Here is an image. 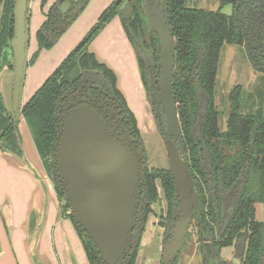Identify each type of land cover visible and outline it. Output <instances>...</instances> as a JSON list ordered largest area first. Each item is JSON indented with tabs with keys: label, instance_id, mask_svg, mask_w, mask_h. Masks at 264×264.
Here are the masks:
<instances>
[{
	"label": "trees",
	"instance_id": "1",
	"mask_svg": "<svg viewBox=\"0 0 264 264\" xmlns=\"http://www.w3.org/2000/svg\"><path fill=\"white\" fill-rule=\"evenodd\" d=\"M64 1L67 0H57L45 13L36 33L37 51L28 65L34 62L40 50L55 44L90 0H69L76 2L75 6L62 15L58 5ZM145 1L129 0L121 11H118L120 3L108 5L21 109L43 167L54 182L55 193L61 203L60 212L72 221L89 264L105 263L92 239L73 220L64 189L56 177L52 152L59 115L72 93L81 88V83L90 82L91 96L114 102L125 119L126 129L136 138H141L137 119L117 88L115 73L101 63L88 46L118 15L135 46L141 80L148 95V83L158 75L159 48L158 39L148 24ZM190 1L161 0V7L174 38L172 91L182 132L178 149L181 157L189 162L193 192L197 198L194 213L200 221L199 233L203 241L199 248H205L201 263L212 264L210 252L234 246L242 247L240 264H264V221L257 220L255 216V205L264 204V77L259 78V84L256 83L251 91L244 92L241 84L230 89L226 95L229 110L224 128H221V112L214 101L220 52L225 44L239 47L243 42L233 14L223 12L222 8L235 5L237 0H212L218 3L216 10L191 6ZM4 2L0 26V71L4 66L12 67L9 55H12L14 0ZM44 3L42 0V5ZM0 134L5 149L22 155L19 134L14 120L6 111L1 92ZM157 180L165 202L166 219L172 220L178 215L169 169L144 167L140 176V210L143 214L132 231L129 251L120 264L136 262L146 216L151 211L150 203L158 198ZM231 200L235 201L233 211L219 233L226 206ZM176 260L171 264H176ZM220 264L230 262L222 259Z\"/></svg>",
	"mask_w": 264,
	"mask_h": 264
},
{
	"label": "water",
	"instance_id": "2",
	"mask_svg": "<svg viewBox=\"0 0 264 264\" xmlns=\"http://www.w3.org/2000/svg\"><path fill=\"white\" fill-rule=\"evenodd\" d=\"M29 1H14L13 35L10 42L12 69L3 68L0 71V92L14 125L21 115V94L28 64ZM128 2L115 0L116 4L120 3L118 11L123 10ZM4 3V0L0 3V26ZM75 3L65 1L58 6V10L64 15ZM146 11L149 27L158 39L159 48L157 85L151 94V102L155 104L156 116H160L163 111L167 131L171 134V137L164 134V145L179 205L171 236L160 251L162 264H170L182 249L192 220L199 223V219L194 214L197 199L193 194L189 162L181 158L173 142V139L181 142L177 102L172 91L175 54L173 34L162 10L161 0H147ZM129 142L131 139L124 133L120 139L114 137L103 117L86 103L70 110L65 108L54 141L52 156L56 177L64 189V198L69 204L72 218L92 239L105 264H120L123 261L135 228L141 170L138 152L128 145ZM18 143L21 144L20 140ZM0 150L26 162L24 154L18 155L5 149L1 134ZM41 184L46 191L44 182ZM233 207H227L220 232L227 225ZM156 235L157 228L153 231L151 241L142 244L137 259L139 264L158 257L159 252L155 249ZM212 258L213 264H219V254H212Z\"/></svg>",
	"mask_w": 264,
	"mask_h": 264
},
{
	"label": "crops",
	"instance_id": "3",
	"mask_svg": "<svg viewBox=\"0 0 264 264\" xmlns=\"http://www.w3.org/2000/svg\"><path fill=\"white\" fill-rule=\"evenodd\" d=\"M57 0H30L28 8V60L37 51L36 33L45 13ZM113 0H90L49 49L38 52L26 68L21 107L95 24ZM227 12V11H226ZM89 51L116 75L117 88L124 95L138 125L150 119L149 100L140 76L137 52L118 15L114 16L89 44ZM17 131L26 162L0 152V264H89L72 221L60 212L54 185L44 171L31 130L20 115ZM42 182L46 186L44 191ZM255 216L264 221V205L256 204ZM222 257L231 258L233 247ZM136 264H139L138 262ZM144 264H158V258Z\"/></svg>",
	"mask_w": 264,
	"mask_h": 264
},
{
	"label": "flooded vegetation",
	"instance_id": "4",
	"mask_svg": "<svg viewBox=\"0 0 264 264\" xmlns=\"http://www.w3.org/2000/svg\"><path fill=\"white\" fill-rule=\"evenodd\" d=\"M67 1H69V0H67ZM146 1H145V8H146ZM225 6H227V12H225V13L233 14L235 24L242 32L243 42H242L241 46H239L240 49H242L243 53L245 54L247 59L251 62L252 66H254V68L260 72L261 76L264 77V0H237L235 5L232 6L229 4V5H225ZM146 13H147V11H146ZM147 18H148V14H147ZM27 21H28V17H27ZM137 45H138V43H137ZM11 50H12V48H11ZM12 63H13V61H12ZM27 66H28V64H27ZM3 68L12 69V67L10 68L8 66H4ZM157 78H158V75L155 77H152L151 81L149 80L150 82L148 83V86H149V94H148L149 99L148 100H150L149 105H150L151 112H152V115L154 118V123L156 125V129H157L158 133L160 134V136L163 138V142H164V140H165L164 134L166 133L169 137H171V134H170V132L167 131L168 128H167V125H166L165 120H164L163 111L160 112V116H156L155 110H154L155 104H152V102H151V100H152L151 94L155 90L154 86L157 85ZM89 83H87L86 81H83L81 83V88H79L77 91L72 93L71 98L68 100L67 104H65L63 106L62 112L59 115V119L62 118V116L65 112V108H68L70 110L72 107H74L76 105H79L82 103L88 104L92 109H94L107 122L109 129L111 131H113L114 137L120 139L123 137V133H124L125 135H127L131 139V142H129L128 145L130 147L133 146L136 149V151L138 152V156H139L138 161H139L140 170L142 171V169L144 167H149L148 161L146 160L147 155H146L144 141H143V143L141 142V140H143L142 137L136 138L126 129L125 119H124L123 115L121 114V112L119 111L118 106L116 104H114V102L109 101L106 98H99V97L91 96V94L89 93L91 85ZM145 90H146V88H145ZM82 99H86V100L83 101ZM21 109H22V107H21ZM6 111L10 114V112L7 109H6ZM21 115H22V113H21ZM15 123H16L15 127L17 130V121ZM121 131L123 133H121ZM181 141H182V132H181ZM173 142L178 149V146L180 145L181 142H178L177 140H174V139H173ZM164 147H165V145H164ZM178 151H179V149H178ZM156 187H157V192H158V198L156 199L155 202L150 203V210L151 211L146 216L147 217L146 223L144 225V231H143L142 236H141V242H140L138 255H139V252L141 250L142 244H144V242L147 243V242L151 241L152 236H153V231L155 228H157V235H156V246L157 247L155 249H156L157 253L159 252V255L157 257L158 258V264H162L160 251H161L163 244L166 243L167 240L170 238L172 230H173V224H174L178 215L175 216V218H173L172 220L166 219V215H165L166 209H165V203L163 202L164 200L162 198L161 187L157 183H156ZM139 190H140V195H139V203L137 205V211H136L135 227L137 226L138 219H141L142 214H143V212L140 210L141 193H142L141 185H140ZM193 194H194V192H193ZM176 200H177V196H176ZM156 203H157V205H156ZM196 204H197V202H196ZM234 204H235L234 200L229 201L227 206H226V209L229 205L234 206ZM178 214H179V205H178ZM225 214H226V210H225ZM195 216L198 218V216L196 214H195ZM260 221H263V220H260ZM199 224H200V221L198 223L196 220H194V219L192 220L190 227H189V230L187 232L186 238H185L184 245L182 247V248L185 247L187 237L190 235V233H189L190 229L195 228L196 229V241H195L196 246L194 247L193 251H194V253H196L199 256L198 261L195 264H202L201 259H202V256L205 254L204 253L205 248H199V245L203 243V241L201 240V234L199 233ZM222 226H223V224H222ZM222 226H221V228H222ZM221 228L218 231L219 233H220ZM216 238H218V235H216ZM227 247H233V256L231 258L222 257L220 252L223 248H225V247H223L217 252L213 251V252L209 253V260L211 261L212 264H213L212 254H216V253L219 254V258H220L219 264L221 263L222 259L228 260L230 262V264H240L241 263L240 261H241L242 247H238V248H235L234 246H227ZM156 251H155V253H156ZM178 254L175 257V259L178 258ZM137 259H138V256H137ZM137 259H136L135 264L137 263ZM209 260L207 262H209Z\"/></svg>",
	"mask_w": 264,
	"mask_h": 264
},
{
	"label": "rangeland",
	"instance_id": "5",
	"mask_svg": "<svg viewBox=\"0 0 264 264\" xmlns=\"http://www.w3.org/2000/svg\"><path fill=\"white\" fill-rule=\"evenodd\" d=\"M113 2H115V0H113ZM190 3L191 6L204 9L216 10L218 8V3L212 0H191ZM222 11L226 12L227 6H224ZM9 60L11 62L13 61L12 55H9ZM32 65L33 63L29 64L28 66L30 67ZM260 77V72L255 69L254 66H252L251 62L247 59L240 47L232 44L223 45L220 52L214 96L215 104L218 106L219 112H221L219 114V126L221 128H224L225 118L229 110L228 103L226 101V95L230 89L235 84H241L243 86L244 92L251 91L256 83L259 84ZM148 110L151 118L149 120L145 119L141 126L138 125L140 135L145 145L148 166L150 168L159 169L168 168L163 138L156 129L150 106ZM0 152H3V150H0ZM44 171L49 181L54 185L53 180L47 174L45 168ZM157 184L160 186L159 180H157ZM189 233L190 237H187L185 247L179 252L178 258L175 262L176 264H195L198 261L199 256L193 251L194 247L196 246V229L191 228Z\"/></svg>",
	"mask_w": 264,
	"mask_h": 264
}]
</instances>
